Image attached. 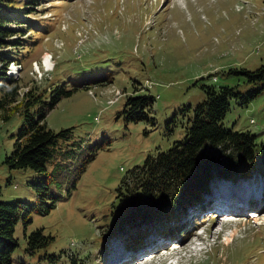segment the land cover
I'll return each instance as SVG.
<instances>
[{"label": "rangeland", "instance_id": "rangeland-1", "mask_svg": "<svg viewBox=\"0 0 264 264\" xmlns=\"http://www.w3.org/2000/svg\"><path fill=\"white\" fill-rule=\"evenodd\" d=\"M0 5L3 15L14 11L19 21L24 15V23L13 20L12 28L31 30L22 29L30 46L18 49L20 62L11 65L18 68L19 96L32 83L47 89L63 83L71 91L46 114L49 128L70 133L58 139L41 173L4 163L23 121L17 113L0 118V201L32 206L25 216V204L20 207L11 264H111L108 255L117 259L125 251L117 249L119 240L128 249L145 233L147 241L170 244L139 264H264V202L258 207L264 188L252 184L264 171L260 163L235 183L213 178L212 184L222 182L218 187L226 194L193 219L187 215L197 205L176 221L166 219L163 211L153 223H132L119 231L110 226L121 180L148 154L167 150L184 136L190 108L205 97L201 83L234 87L240 93L258 90L246 105L230 99L222 123L249 131L264 144V78L251 82L228 72L264 66V0H0ZM46 56L51 65L44 62ZM145 86L154 96L148 118L126 121V97ZM44 174L53 196L45 198L47 205L53 202L48 211L36 205ZM257 190L259 197L250 198ZM208 193L203 197L213 200ZM238 196L246 201L234 200ZM234 205L244 211L218 215L229 206L241 208ZM249 211L258 215L250 218ZM193 220L199 225L190 236L172 238L181 231H171L172 226L185 227ZM37 228L52 239L30 252L27 237ZM154 246L132 251L144 256ZM128 252L116 264L128 260Z\"/></svg>", "mask_w": 264, "mask_h": 264}, {"label": "trees", "instance_id": "trees-1", "mask_svg": "<svg viewBox=\"0 0 264 264\" xmlns=\"http://www.w3.org/2000/svg\"><path fill=\"white\" fill-rule=\"evenodd\" d=\"M15 13L12 11V16H8L0 12V118L8 120L13 113H17L23 122L11 152L4 157V163L10 169L30 168L41 173L58 139L70 133V129L54 131L49 128L45 121L46 114L63 95H69L71 91L65 90L63 83L52 84L48 89L32 83L19 96V77L9 75L7 69L10 62H20L23 54L18 49L30 46L31 41L22 38L26 34L22 29L31 30L21 25L18 26L21 31L10 26L13 20L24 23V15L19 21ZM13 36L16 37L11 40ZM228 72L243 74L251 82L264 78V66L251 71L231 68ZM200 88L205 97L190 108L184 136L167 150L148 154L121 180L111 210L113 217L110 226L113 230L119 231L132 223L139 226L151 223L163 211L167 213L166 219L176 221L182 213L191 210L190 207L203 204L204 193L207 190L212 192L211 187L210 191L208 188L213 178L234 181L240 176L250 175L258 163L264 166V144L258 143L253 133L233 130L222 123L230 108V99L235 98L238 104L246 105L256 97L258 90L240 93L234 87L216 86L213 83H201ZM153 100L154 96L147 92L146 86L141 90L135 89L133 94L126 97L122 109L124 119L139 121L148 118ZM205 147L213 151L205 153ZM260 152L263 156H260ZM91 158L84 159L83 163ZM46 177L44 174L41 178L43 191L38 194L40 201L36 205L42 204L48 211L53 202L47 205L45 198L53 199V196L46 186ZM23 204L26 207L25 216L32 206L22 201H0V264H11V255L18 246L14 230ZM173 214H176L174 219ZM176 227L181 230L179 233L184 228L183 225L172 226L171 231ZM146 237V233L139 234L133 241L138 242L135 245L139 246L142 244L140 240ZM51 239L52 236L45 235L37 228L27 237V250L33 252L44 248Z\"/></svg>", "mask_w": 264, "mask_h": 264}, {"label": "bare ground", "instance_id": "bare-ground-1", "mask_svg": "<svg viewBox=\"0 0 264 264\" xmlns=\"http://www.w3.org/2000/svg\"><path fill=\"white\" fill-rule=\"evenodd\" d=\"M51 57V56H50ZM48 60H49V56L47 57L46 56V58L44 59V62H47V65H51L50 64V62H48ZM11 65H13V62L10 64V66L8 67V70H7V73L9 74V75H13V76H15V74L18 72V68H15V67H11ZM44 69H46V68H44ZM47 70V69H46ZM15 77H17V76H15ZM245 183V182H244ZM239 187H241V185H238V186H236V189H234L233 190V188L231 187V191L232 192H237L238 191V188ZM251 189V188H250ZM220 190H221V188H220ZM253 191V190H252ZM220 192V191H219ZM256 193L254 194V193H252V194H254L256 197H259V192L258 191H255ZM209 194V193H208ZM231 194V193H230ZM212 195V194H211ZM214 195H216L217 196V194H214ZM264 202V194H263V196H262V200H261V204H259V209L261 208V205H262V203ZM234 208L233 207H230V210L229 211H227V210H224V211H220V213L218 214V215H221V214H224V215H227V217H228V215H231V212H233V214H241L240 212H243L242 210H244V208L242 207L240 210H233ZM231 210H233V211H231ZM253 211H255V210H253ZM253 213V212H248L247 213V215H249V216H251L250 218H254V216H257L255 213H253L252 215L251 214ZM191 223V224H190ZM189 224V226L187 227V225ZM199 224H197V225H195V223H194V220L192 221V222H188V223H186V225H185V227L183 228V230H182V232L179 234V236H177V237H175V236H173L172 238H176V239H180V240H184V236L186 235V236H190L192 233H193V230H194V228H195V226H198ZM200 226H202V225H200ZM172 240H174V239H172ZM119 243H121V240H119ZM122 244V243H121ZM170 243H164V244H162V245H155L151 250H150V252L149 253H146V255H144V256H142V255H140V256H138L137 254H133V253H131V254H128V256L130 257L128 260H126V261H123L121 264H139V262L141 261V260H144L145 258H147V257H152V256H154V254L156 253L155 251L156 250H160V249H162V248H164V249H166V248H168V245H169ZM123 245V244H122ZM113 246L111 245V247H110V249L112 248ZM173 247H174V249H176L175 248V246L173 245ZM172 246L170 247L171 249L173 248ZM117 249H119V251L120 252H122L121 251V249L120 248H118L117 247ZM129 253V252H128ZM125 255L127 256V251H123V253H122V256L121 257H119V258H117V259H114V256H113V253L111 254V255H108V257L111 259L112 258V261H110L111 262V264H116L117 262H121L124 258H125ZM129 262V263H128Z\"/></svg>", "mask_w": 264, "mask_h": 264}]
</instances>
